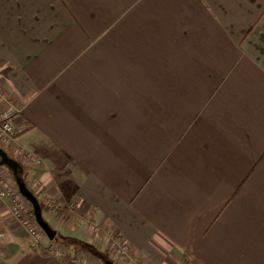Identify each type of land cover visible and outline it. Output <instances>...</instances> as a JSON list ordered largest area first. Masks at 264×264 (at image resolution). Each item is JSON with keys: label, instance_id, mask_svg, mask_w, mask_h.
<instances>
[{"label": "crops", "instance_id": "obj_1", "mask_svg": "<svg viewBox=\"0 0 264 264\" xmlns=\"http://www.w3.org/2000/svg\"><path fill=\"white\" fill-rule=\"evenodd\" d=\"M0 92L58 235L115 234L147 264H264V0H0ZM13 208L0 264H84Z\"/></svg>", "mask_w": 264, "mask_h": 264}, {"label": "built area", "instance_id": "obj_2", "mask_svg": "<svg viewBox=\"0 0 264 264\" xmlns=\"http://www.w3.org/2000/svg\"><path fill=\"white\" fill-rule=\"evenodd\" d=\"M2 92H0V99H2ZM18 131L11 122V113L9 110L0 112V142L9 146L10 150L18 158L17 160L24 166L29 168L38 166L42 159L40 156L24 148L16 142V135ZM9 171L5 166H0V201L5 197H11L13 200V216L17 219L21 226L26 228L30 233L32 239L36 242L42 240L43 232L35 223V216L32 212V208H29L22 198V193L19 190L16 182L9 178ZM28 181L31 183L32 177H28ZM5 237V232L0 230V241ZM112 248L113 252L124 259L127 264H147L146 262L140 261L128 254L127 245L121 240L113 241ZM59 254L64 255L65 250L57 248ZM182 264H186L184 261Z\"/></svg>", "mask_w": 264, "mask_h": 264}, {"label": "trees", "instance_id": "obj_3", "mask_svg": "<svg viewBox=\"0 0 264 264\" xmlns=\"http://www.w3.org/2000/svg\"><path fill=\"white\" fill-rule=\"evenodd\" d=\"M33 125L30 124L27 128H24L21 132L26 131L27 129L32 128ZM20 133V132H19ZM17 133V135L19 134ZM16 135V136H17ZM10 173L14 176L13 171L8 168L7 166H5ZM20 176L26 181V183L28 184V186L35 192L36 196L38 197V199L40 200L41 194L39 192H37L29 183L28 178L25 175V170L20 173ZM53 208L58 209V205L57 203H53ZM91 205L85 201L81 202L80 205L78 206L77 209H75V211L77 212V214L82 215V216H86L88 214V211L90 210ZM66 208H63V210ZM62 211V210H61ZM34 213V211H33ZM50 242V247H52L53 245H55V243L63 241V243H65L68 247V250L65 252V254L63 255V258L68 261H76L78 259L79 254H85V253H89L92 256L96 257L97 259H99L100 261L104 262V264H107L106 261L109 260V258L106 256L105 252L98 249L94 244L84 241L80 238L74 237V236H60V235H56L55 239L51 240L49 239ZM111 243H113V241L116 240H120L119 236L117 235H112L110 237ZM116 253V252H115ZM128 254L130 255V253L128 252ZM111 261H113L114 264H116V262L112 259H110ZM186 264H196L193 261H191L190 259H186Z\"/></svg>", "mask_w": 264, "mask_h": 264}, {"label": "water", "instance_id": "obj_4", "mask_svg": "<svg viewBox=\"0 0 264 264\" xmlns=\"http://www.w3.org/2000/svg\"><path fill=\"white\" fill-rule=\"evenodd\" d=\"M0 157V166H7L13 171L20 192L32 204L34 216L38 225L43 229L49 239H55L57 231L45 217L40 200L36 196L35 192L28 186L26 181L20 176V173L24 171L21 163L10 157L2 149H0ZM106 263L113 264L111 260H107Z\"/></svg>", "mask_w": 264, "mask_h": 264}, {"label": "rangeland", "instance_id": "obj_5", "mask_svg": "<svg viewBox=\"0 0 264 264\" xmlns=\"http://www.w3.org/2000/svg\"><path fill=\"white\" fill-rule=\"evenodd\" d=\"M22 165V164H21ZM9 178L13 179L14 182H16L15 178L13 177V175L10 173H8ZM17 184V183H16ZM18 186V185H17ZM22 198H24L25 203L27 204V206L29 208H32V212H33V207L32 204L22 195ZM45 215V214H44ZM46 217V216H45ZM35 223L38 225V223L35 220ZM38 227L41 229V231L43 232V234L45 235V237L43 236L42 240L36 242V243H42L43 241L46 242L48 241V237L46 235V233L43 231V229L38 225ZM30 234V233H29ZM32 238V237H31ZM110 238V237H109ZM91 243L94 244L98 249L102 250L105 252L106 256L112 260H114L116 262V264H127L125 262L124 259H121L115 252H113V248H112V243L111 240L109 239L108 242L106 240H104L103 237H101L100 235H97L96 233L94 234V236L91 238ZM60 244H63V248L62 250H65V252L68 250V247L65 243H63V241L58 242ZM59 244L56 246V248H59ZM57 250V249H56ZM87 254V255H86ZM90 255V256H89ZM89 253H83V254H79L78 259L80 257V260L82 263L84 264H104V262L100 261L99 259L97 260L96 257L92 256ZM94 259H96V261H94ZM113 262V261H112ZM114 264V263H113Z\"/></svg>", "mask_w": 264, "mask_h": 264}]
</instances>
